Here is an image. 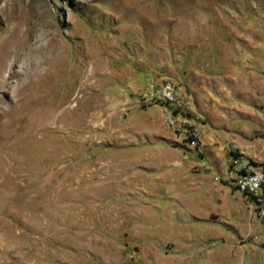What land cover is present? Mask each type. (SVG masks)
Wrapping results in <instances>:
<instances>
[{
  "label": "rangeland",
  "instance_id": "1",
  "mask_svg": "<svg viewBox=\"0 0 264 264\" xmlns=\"http://www.w3.org/2000/svg\"><path fill=\"white\" fill-rule=\"evenodd\" d=\"M205 63L264 75V0H0V264H264V165L151 100Z\"/></svg>",
  "mask_w": 264,
  "mask_h": 264
},
{
  "label": "crops",
  "instance_id": "2",
  "mask_svg": "<svg viewBox=\"0 0 264 264\" xmlns=\"http://www.w3.org/2000/svg\"><path fill=\"white\" fill-rule=\"evenodd\" d=\"M259 66L263 65H257L253 68L254 72L248 74L249 91L242 94L228 86L230 80L227 81L229 77L227 71L222 67L219 70L218 66L206 63L193 66L194 74L188 75L185 79L184 85H188L187 88L191 87L192 96L187 97L183 93L184 85L179 90L182 92L181 96L190 99L189 105L193 110L194 107L202 108L206 116L203 142L210 141V145L222 148L230 143L236 144L237 147H242L241 153L258 162L256 166L262 167L264 165V75L259 70ZM205 88L210 89L211 97L200 96V89ZM148 150L149 148H145V151ZM147 161L148 157H133L135 163Z\"/></svg>",
  "mask_w": 264,
  "mask_h": 264
},
{
  "label": "built area",
  "instance_id": "3",
  "mask_svg": "<svg viewBox=\"0 0 264 264\" xmlns=\"http://www.w3.org/2000/svg\"><path fill=\"white\" fill-rule=\"evenodd\" d=\"M151 100L164 108L168 126L181 127L180 121L187 106L177 92L175 84L171 81L162 82L151 90ZM193 131L185 132L190 135L187 140L189 144L195 143L196 134L193 135ZM233 184L244 196H250L249 198L257 206L259 215L264 217V170L239 169L233 178Z\"/></svg>",
  "mask_w": 264,
  "mask_h": 264
},
{
  "label": "bare ground",
  "instance_id": "4",
  "mask_svg": "<svg viewBox=\"0 0 264 264\" xmlns=\"http://www.w3.org/2000/svg\"><path fill=\"white\" fill-rule=\"evenodd\" d=\"M19 88H20V87H19ZM23 89H24V86L22 85V86H21V90H23ZM18 90L21 91L20 89H18ZM4 114H5V113H4Z\"/></svg>",
  "mask_w": 264,
  "mask_h": 264
}]
</instances>
